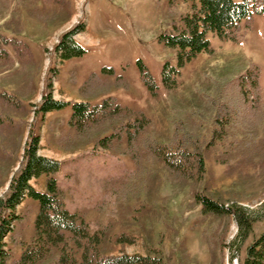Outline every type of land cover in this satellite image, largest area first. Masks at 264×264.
<instances>
[{"label": "rangeland", "instance_id": "374dc122", "mask_svg": "<svg viewBox=\"0 0 264 264\" xmlns=\"http://www.w3.org/2000/svg\"><path fill=\"white\" fill-rule=\"evenodd\" d=\"M193 3L0 0V32L23 39L35 61L24 63L9 47L16 62L0 71V198L9 194L13 176L25 163L27 142L38 134L39 153L62 162L56 177L68 209L82 214L92 232L103 230V253L160 254L168 264H245L249 246L264 232V15L253 14L248 27L242 21L235 39L210 31V48L180 65L178 48L164 35L185 26L184 16ZM13 16L21 19L18 32L3 25ZM79 26L84 29L74 38L86 52L61 59L56 44L64 32ZM141 62L158 84L156 94L142 77ZM166 62L180 71L175 86L165 84ZM253 65L260 70V92L255 93L246 78L245 96L228 102L233 116L216 121L213 98L222 86L231 95L235 84L226 81ZM91 73L103 80L94 94L82 87ZM119 77L128 87L117 86ZM49 80L53 98L95 102L112 94L122 105L147 114L151 121L139 138L140 162L97 145L95 135L79 134L68 124L70 105L41 111ZM175 120L214 140L204 147L206 171L199 179L174 176L142 143L144 137L167 143ZM216 128L223 134L214 136ZM250 145L259 149L251 157L246 153ZM31 183L45 190L46 175ZM211 199L222 203L226 212L242 207L252 219L251 229L244 234L234 214L213 212ZM38 208L29 196L16 208L19 218L6 238L9 264L21 253L23 242L32 240ZM121 235L125 239H119Z\"/></svg>", "mask_w": 264, "mask_h": 264}, {"label": "trees", "instance_id": "16d2710c", "mask_svg": "<svg viewBox=\"0 0 264 264\" xmlns=\"http://www.w3.org/2000/svg\"><path fill=\"white\" fill-rule=\"evenodd\" d=\"M193 1L192 11L184 16L185 26L178 33L164 35L169 45L178 48L180 65L191 60L199 52L210 48L208 38L210 31L215 32L222 39H235L238 37L242 21H245L248 27L253 14L264 15V0ZM3 25L18 32L21 19L13 16ZM83 29L84 27L79 26L62 34L55 46V51L61 59L79 56L86 52L85 46L74 38ZM9 47L24 63H35L34 55L23 39L0 32V71L11 68L16 62L7 49ZM141 65L144 81L151 92L156 94L158 84L151 71L142 62ZM164 68L166 86H175L179 69L171 66L169 62L165 63ZM105 70L113 71L112 68ZM259 76V67L253 65L247 73L226 81L228 83L231 80L235 86L230 92L231 95H227L222 86L219 96L213 98V105L218 108L215 112L216 121L223 123L233 116L234 107L228 102L238 99V96L240 98L245 96L246 78H249L255 93L260 92ZM116 82L118 87H128L124 78L119 77ZM99 84H103L102 77L98 73H91L82 87L89 94H94ZM47 86L50 90L43 95L41 111H53L70 105L71 114L68 124L79 134L95 135L97 145L119 150L128 154L135 162H140L139 138L151 121L147 114L122 105L112 94L95 102L56 99L52 96L51 80ZM224 96H229L230 99L219 102ZM174 123L173 133L167 143L149 137H144L142 143L150 153L163 161L174 176L199 179L206 171L204 147L214 140L211 142L205 134L190 130L182 120H175ZM221 133V128L214 130V136ZM40 141V135L31 136L25 147V163L19 173L13 176L9 185V194L0 198V264L10 262L11 252L7 248L6 238L12 231L14 221L19 218L15 210L27 196L38 202L39 208L34 221L35 234L30 242H23L21 253L11 259V264H38L51 256L53 259L51 264H168L160 254L103 253L101 250L103 230L92 232L89 221L82 214L68 209L63 190L56 177L62 162L40 154ZM122 143L126 145L122 147ZM246 149L250 157L259 150L255 145L246 146ZM41 175H46L45 190L37 189L31 183L33 178ZM209 204L210 209L217 214H229L228 212L234 214L241 226L244 225V234L251 229L252 219L246 216L242 207L232 206L227 208L226 212L223 204L217 200L211 199ZM124 237L121 235L119 239H125ZM54 251L57 253L54 254ZM245 264H264V232L249 246Z\"/></svg>", "mask_w": 264, "mask_h": 264}]
</instances>
